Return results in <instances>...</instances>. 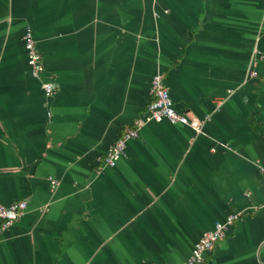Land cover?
I'll return each mask as SVG.
<instances>
[{
	"label": "crops",
	"instance_id": "crops-1",
	"mask_svg": "<svg viewBox=\"0 0 264 264\" xmlns=\"http://www.w3.org/2000/svg\"><path fill=\"white\" fill-rule=\"evenodd\" d=\"M156 72L199 128L149 122L105 165ZM20 200L0 264H183L232 213L202 264H264V0H0V204Z\"/></svg>",
	"mask_w": 264,
	"mask_h": 264
},
{
	"label": "built area",
	"instance_id": "built-area-1",
	"mask_svg": "<svg viewBox=\"0 0 264 264\" xmlns=\"http://www.w3.org/2000/svg\"><path fill=\"white\" fill-rule=\"evenodd\" d=\"M22 39L31 76L40 79L44 67L41 55L29 29L25 30ZM251 75H256V72H251ZM42 88L46 95H50L53 91V85L49 81L42 82ZM149 96L150 100L147 104L145 115L136 119L131 126L126 127L123 133L108 146L103 159L105 165L113 167L122 158L126 142L130 139L137 138L140 129L149 122L167 120L172 124L189 125L196 130L199 128L200 123L197 120H191L186 114L179 113L175 110L161 72H156L153 75ZM52 182L54 183V181ZM26 205L25 200L14 202L8 206L0 204V234L24 213ZM239 217V213H232L227 216L225 221L214 222L213 229L206 232L194 243L183 264H202L205 253L210 251L225 237L228 229Z\"/></svg>",
	"mask_w": 264,
	"mask_h": 264
}]
</instances>
